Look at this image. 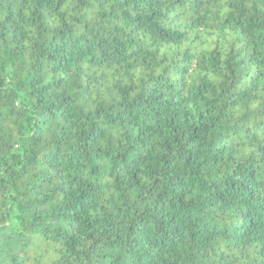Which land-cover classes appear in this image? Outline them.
Wrapping results in <instances>:
<instances>
[{"label":"trees","instance_id":"trees-1","mask_svg":"<svg viewBox=\"0 0 264 264\" xmlns=\"http://www.w3.org/2000/svg\"><path fill=\"white\" fill-rule=\"evenodd\" d=\"M13 236L11 264H264V0H0V256Z\"/></svg>","mask_w":264,"mask_h":264},{"label":"clouds","instance_id":"clouds-1","mask_svg":"<svg viewBox=\"0 0 264 264\" xmlns=\"http://www.w3.org/2000/svg\"><path fill=\"white\" fill-rule=\"evenodd\" d=\"M67 7V6H66ZM209 7L212 8L213 10V15H215L216 12V5L212 4L209 5ZM228 12L227 7L225 6L224 8H222L220 10V14H219V18H223L224 15H226ZM32 38L35 39L36 38V33H35V29H32L31 32ZM204 40L206 41V43L203 46V50L205 51H211L215 45H214V40H215V36H204L203 37ZM31 43L32 41L30 40L28 42V47L31 48ZM132 47L134 48L135 45H132ZM184 47H187V44L184 45ZM223 51H227V43H225ZM129 64L132 63V59H130L128 61ZM108 72H112V69H107ZM16 73V69L11 66L10 64H6L4 67V75L6 76L5 82H4V86H5V90H11L12 94L15 96V103H19L21 100L24 101L25 104H27V116L28 117H33L34 113L32 112V108H31V104L29 103L28 99L25 97V92L27 90V72L21 74V75H15ZM123 74V69H121V75ZM130 74H132L134 77H138L139 75V69H136L135 67H133L130 70ZM217 79H219V74H217L216 76ZM18 81H23L25 83V88H20L19 87V83ZM45 83L47 81H44ZM49 94L45 95V99L43 101V103L41 104V109L42 110H46L49 101ZM93 99H95V96H93ZM96 105L89 102L84 108H83V113L82 115L86 116L88 114L89 111H94ZM4 111H7V109H4ZM46 119H48L49 121V125H55L58 123H62V121L60 120L59 116L57 115V117L55 118V120H53L51 117H45ZM94 118V117H93ZM46 131H48L47 127H46ZM25 134L26 135H30V132L28 131V125H25ZM48 139L51 140V132H48ZM237 140H239V137H237ZM102 143H106V141H102ZM62 151H67V147L65 146ZM250 149H247V152H250ZM246 152V154H247ZM94 162L98 165H100V174H98L97 176H91L88 177L89 179H91L94 183L99 184L101 186L102 192L104 194V197L102 198V203L104 202V199H107V197L110 194H117L118 195V190L115 187L116 184V176L119 173V167L114 168L113 167V162L111 159V156H104L103 154L97 159V158H93ZM84 175L87 176V170L84 171ZM35 182V181H34ZM47 190V188L45 189ZM130 192L132 193L133 198H135L136 196V192L137 189L132 188L130 189ZM44 207V206H42ZM5 211H8V209L6 208ZM10 216H11V221H10V225H9V231L12 233H15L17 231V229L19 228V220L16 219L17 216V210L15 208V206H13L11 208L10 211ZM48 221L45 220V223H47ZM37 227H40V225L38 224ZM11 246L12 248V252H9V247ZM24 248V241L23 238H21L20 240H17L15 238V236H13V238L7 242L4 243L3 245V254L2 256H0V264H11L12 261V253L14 252H18L21 249ZM23 256V253L21 252V257ZM253 257H255L256 260V264H259L261 257L258 255V253H252L250 256H248L247 260L245 261V264H253ZM59 258V254H54L51 249H49V251L47 253H45V251L42 249L36 251L33 253V261L32 264H38L39 261H44L47 262L51 259H58Z\"/></svg>","mask_w":264,"mask_h":264}]
</instances>
